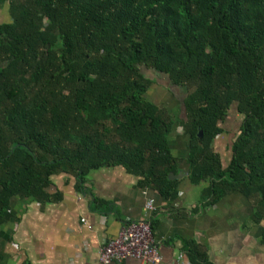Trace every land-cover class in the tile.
<instances>
[{
  "label": "trees",
  "instance_id": "obj_1",
  "mask_svg": "<svg viewBox=\"0 0 264 264\" xmlns=\"http://www.w3.org/2000/svg\"><path fill=\"white\" fill-rule=\"evenodd\" d=\"M0 15V219L14 197L50 201L53 175L81 189L101 167L174 199V120L148 99L164 76L184 88L190 180L208 203L242 193L264 220V0H0ZM231 110L224 166L213 143ZM183 252L210 264L197 243Z\"/></svg>",
  "mask_w": 264,
  "mask_h": 264
},
{
  "label": "crops",
  "instance_id": "obj_2",
  "mask_svg": "<svg viewBox=\"0 0 264 264\" xmlns=\"http://www.w3.org/2000/svg\"><path fill=\"white\" fill-rule=\"evenodd\" d=\"M167 81L164 76L163 82L158 80L148 99L166 107L174 120L167 139L178 166L171 173L188 172L171 178L177 181L175 198L166 199L156 190L140 186L139 177L120 166L90 170L81 189L72 175L55 174L47 187L50 201L12 198L0 219V264H99L100 246L127 222L141 219L150 221L160 254L156 264H185L178 256L187 242L203 246L210 264H264V220L252 221L251 201L230 191L208 203L203 197L207 182L190 180L189 135L178 131L183 97L175 94L182 88ZM233 113L231 110L222 125L224 131L213 143L224 166L238 133L239 124L231 123ZM147 201L154 210H147ZM109 264L150 263L126 257Z\"/></svg>",
  "mask_w": 264,
  "mask_h": 264
},
{
  "label": "built area",
  "instance_id": "obj_3",
  "mask_svg": "<svg viewBox=\"0 0 264 264\" xmlns=\"http://www.w3.org/2000/svg\"><path fill=\"white\" fill-rule=\"evenodd\" d=\"M145 207L148 211L154 210L151 201H147ZM126 257L150 264L160 261L158 246L148 219L127 222L120 228L118 234L103 243L98 251L99 264L121 262ZM178 257L182 263H188L184 252H180Z\"/></svg>",
  "mask_w": 264,
  "mask_h": 264
},
{
  "label": "rangeland",
  "instance_id": "obj_4",
  "mask_svg": "<svg viewBox=\"0 0 264 264\" xmlns=\"http://www.w3.org/2000/svg\"><path fill=\"white\" fill-rule=\"evenodd\" d=\"M2 17H1V15H0V19H1ZM6 19V18H5ZM4 19V20H5ZM176 96H179V97H183L184 96V89H182V91L178 94V92H176V94H175ZM174 106H176V105H174ZM177 107V106H176ZM233 111V110H232ZM234 112V111H233ZM181 114H182V111L180 112ZM239 119H240V117H239V114H237V113H233V115H232V117H231V123H233L234 125L236 124V123H238L239 122ZM178 131L179 132H183V130H181L180 128L178 129Z\"/></svg>",
  "mask_w": 264,
  "mask_h": 264
},
{
  "label": "water",
  "instance_id": "obj_5",
  "mask_svg": "<svg viewBox=\"0 0 264 264\" xmlns=\"http://www.w3.org/2000/svg\"><path fill=\"white\" fill-rule=\"evenodd\" d=\"M186 174H188V172H181L178 175H174L172 173H169L168 176H169V178H174V177H181L182 175H186Z\"/></svg>",
  "mask_w": 264,
  "mask_h": 264
}]
</instances>
